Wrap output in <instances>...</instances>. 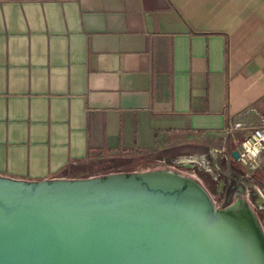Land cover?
Segmentation results:
<instances>
[{"label": "crops", "instance_id": "crops-1", "mask_svg": "<svg viewBox=\"0 0 264 264\" xmlns=\"http://www.w3.org/2000/svg\"><path fill=\"white\" fill-rule=\"evenodd\" d=\"M259 103L264 0H0L2 174L167 139L234 160Z\"/></svg>", "mask_w": 264, "mask_h": 264}, {"label": "water", "instance_id": "water-1", "mask_svg": "<svg viewBox=\"0 0 264 264\" xmlns=\"http://www.w3.org/2000/svg\"><path fill=\"white\" fill-rule=\"evenodd\" d=\"M0 264H264V231L245 197L215 205L172 165L0 173Z\"/></svg>", "mask_w": 264, "mask_h": 264}, {"label": "rangeland", "instance_id": "rangeland-1", "mask_svg": "<svg viewBox=\"0 0 264 264\" xmlns=\"http://www.w3.org/2000/svg\"><path fill=\"white\" fill-rule=\"evenodd\" d=\"M253 112V125L264 124V103L255 105ZM216 147H220L218 144ZM226 157L220 154L218 149H213L212 144L203 142H188L184 140L167 139L154 150L147 151H96L83 161L68 165L62 172L77 175H89L99 172L143 169L158 165L176 166L182 171L195 174L200 180L202 174L207 175L210 183L214 204L220 201L219 194L215 191L217 178H212L210 173H218L225 177L223 188L227 185ZM246 169V168H245ZM210 172V173H209ZM236 179L243 181L240 176L229 171ZM203 181V179L201 180ZM255 183V182H254ZM264 200V186L257 183ZM238 195V194H237ZM241 196V194H239ZM250 202V201H249ZM264 231V211L259 210L256 204L250 202Z\"/></svg>", "mask_w": 264, "mask_h": 264}, {"label": "flooded vegetation", "instance_id": "flooded-vegetation-1", "mask_svg": "<svg viewBox=\"0 0 264 264\" xmlns=\"http://www.w3.org/2000/svg\"><path fill=\"white\" fill-rule=\"evenodd\" d=\"M226 157V165L225 169H227V185L226 188H223L225 177L218 176V173H210L212 178H217L216 184H215V191L217 194H219L220 201L217 202L216 205L223 207L228 204H230L235 199L245 197L248 201L256 204V206L259 208V210L264 211V200L261 195V191L258 184H261L264 186V175L261 172H252L251 170H248L243 165H237L234 160H231L227 154H224ZM246 168V169H245ZM229 171H232L236 175L240 176L243 181L236 179L233 175L229 173ZM242 172L238 173V172ZM203 176L202 183L205 185L207 190L209 191L213 201V194L211 190V185L209 181L207 180V175L205 173L202 174ZM201 179V180H202ZM255 182V183H254ZM238 194V195H237ZM241 194V196H239Z\"/></svg>", "mask_w": 264, "mask_h": 264}, {"label": "built area", "instance_id": "built-area-1", "mask_svg": "<svg viewBox=\"0 0 264 264\" xmlns=\"http://www.w3.org/2000/svg\"><path fill=\"white\" fill-rule=\"evenodd\" d=\"M228 155L252 172L264 175V124H255L228 150Z\"/></svg>", "mask_w": 264, "mask_h": 264}]
</instances>
